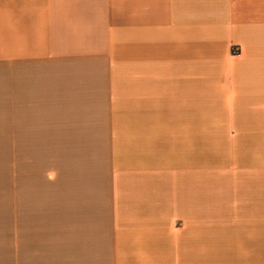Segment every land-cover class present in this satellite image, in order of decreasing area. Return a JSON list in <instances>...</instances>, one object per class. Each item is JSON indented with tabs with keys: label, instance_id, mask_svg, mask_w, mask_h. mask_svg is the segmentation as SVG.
<instances>
[{
	"label": "crops",
	"instance_id": "0c3cea01",
	"mask_svg": "<svg viewBox=\"0 0 264 264\" xmlns=\"http://www.w3.org/2000/svg\"><path fill=\"white\" fill-rule=\"evenodd\" d=\"M1 140L0 264H264V0H0Z\"/></svg>",
	"mask_w": 264,
	"mask_h": 264
},
{
	"label": "rangeland",
	"instance_id": "374dc122",
	"mask_svg": "<svg viewBox=\"0 0 264 264\" xmlns=\"http://www.w3.org/2000/svg\"><path fill=\"white\" fill-rule=\"evenodd\" d=\"M38 146V145H37ZM6 141H0V199H7L8 185L15 180L16 199H38L40 183L46 177L54 178V170L50 160L54 157L39 155H17L11 163V157L6 154Z\"/></svg>",
	"mask_w": 264,
	"mask_h": 264
}]
</instances>
